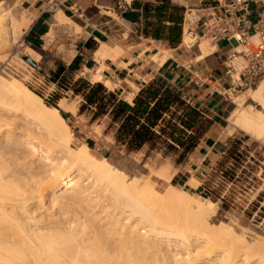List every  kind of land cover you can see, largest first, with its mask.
Returning <instances> with one entry per match:
<instances>
[{
  "label": "bare ground",
  "instance_id": "obj_1",
  "mask_svg": "<svg viewBox=\"0 0 264 264\" xmlns=\"http://www.w3.org/2000/svg\"><path fill=\"white\" fill-rule=\"evenodd\" d=\"M1 7L0 39L31 25ZM61 13L53 22L69 21ZM120 51L102 43L94 57ZM233 101L226 133L264 140V80ZM71 136L56 107L0 72V264H264V237L210 220L215 200L171 185L158 191Z\"/></svg>",
  "mask_w": 264,
  "mask_h": 264
},
{
  "label": "crops",
  "instance_id": "obj_2",
  "mask_svg": "<svg viewBox=\"0 0 264 264\" xmlns=\"http://www.w3.org/2000/svg\"><path fill=\"white\" fill-rule=\"evenodd\" d=\"M166 1L165 3L163 0H0V3L8 7L12 13H26L31 17L32 23L22 34V40L33 48L46 47L44 38L58 11L71 21L74 30L75 26L79 28V31L75 32V39L67 40L69 47L78 46L79 50L75 49V54L69 60L53 59L54 66L51 69H55L57 64L70 67L74 78L81 77L90 83L101 82L108 90L129 103H132L140 87L154 79H160L201 113L208 125L188 162L175 168L170 180L173 184L188 185L190 174L200 176L201 169L209 168L221 161L232 143L238 145L244 158L254 156L264 170V142L250 140L241 130L235 129L230 134L225 130V122L235 103L221 95L219 90L231 84L227 65L229 56L234 51L233 44L220 41L206 52L201 48V43L206 45V40L198 47L190 49L181 44L184 13L190 11L191 16H195L194 28L198 31L204 21L219 13L218 1ZM158 5L163 7L155 11ZM261 7L260 2H250L251 22L255 21L256 13ZM174 27L178 29V39L170 42L166 38L174 34ZM154 32L162 39L154 38ZM102 43L111 48L121 49L116 60L108 57L100 60L94 57L95 51ZM54 47L53 45L49 51H53ZM89 57L92 64L89 71L91 74L83 71ZM230 72L233 73L231 70ZM93 76L98 78L94 80ZM243 92L246 91L241 93ZM77 114V118L83 122L82 126L86 127V124L90 123L88 129L85 128L86 132L82 130L84 140L89 139L83 143L88 146V142H91L93 148L100 154H106L114 148L116 141L113 131L105 132L106 126L103 125L100 132H97L91 124L93 122L97 124L99 120L90 122L89 117L88 122H85L86 120L81 118L84 113H79V107ZM143 148L148 146L145 145ZM165 167L168 165L162 166ZM188 187L198 189L197 186ZM241 197V200L238 196L232 199L242 202L239 213L250 216V220L256 217L259 225L264 224V186L259 185L258 190L251 196L253 201L249 206L244 201L247 196ZM219 201L216 214L231 209L226 200Z\"/></svg>",
  "mask_w": 264,
  "mask_h": 264
},
{
  "label": "rangeland",
  "instance_id": "obj_3",
  "mask_svg": "<svg viewBox=\"0 0 264 264\" xmlns=\"http://www.w3.org/2000/svg\"><path fill=\"white\" fill-rule=\"evenodd\" d=\"M0 10L1 13L4 12V8L1 7ZM12 14L20 15V13ZM22 14L26 15H21L23 18L25 17L30 21V16L26 13ZM60 23L57 24L56 22H53L50 25L48 34L44 38V46H46L45 48L47 49L42 48L41 46L33 48L25 44L22 40V34L14 35L12 38L8 37V39V35H6L5 39H0V72H4L19 79L23 84L36 92L44 102L45 100H50L52 102L50 95L55 93V95L59 97V100L55 102L54 107L59 110L60 114L68 124L72 133V142L75 145H79L85 141H89V139L84 140L85 135L84 133L82 134V130L85 131V128L88 129V125H90V123H87V126L85 125L86 127H84V125L82 126L83 122L77 118L80 99L72 97L70 93L58 91L57 87L50 82L52 77L50 69L54 66L53 59L57 61H62V59L69 60L75 54V49L79 50L78 46L69 47L67 45V40L75 39V32H78L79 30L76 28L74 30L72 28L73 24L70 20L67 22L64 20ZM6 26H8V24ZM6 29L7 28H4V32H6ZM53 45L55 46L54 50L49 51ZM201 48L206 52L213 47L207 42L206 45L201 43ZM241 48L242 47H238L237 49ZM88 61L87 66L83 67V71L86 73L90 71L92 65L90 57L88 58ZM235 62L240 65L242 59L237 57ZM94 78L95 77L93 76V79ZM248 92H250V90H247L242 94H247ZM239 94L241 93H237L236 96ZM245 104H252L254 106L255 103L247 97L245 99ZM254 107L257 109L260 108L257 104ZM81 118L86 120L85 122H88L89 114L86 112L84 115H81ZM106 123V118H100L97 124L96 122H93L91 125L97 132H100V128L103 125L106 126ZM227 123L226 120V127ZM207 125L208 122L202 120L199 130L196 132V134L199 135V141ZM237 130L239 129L237 128ZM90 136H92V133ZM247 136L250 138L249 135ZM250 140L254 139L250 138ZM259 141L264 142V140ZM89 143L92 146V143ZM89 148L95 155L108 160L116 169L122 171L128 177H134V179L140 178L142 181H145V179L150 180L154 183L155 189L158 191H163L166 189L167 185H171L183 189L191 195H199L215 200V214L209 216L210 220L214 223L228 222L234 227L236 232L246 233L251 239L264 237V224L259 225L256 217L253 220H250V216L241 215L239 213V208H241L240 203L242 204V202L237 199L232 200L237 196L241 200V195H244V191H246L247 188H259V185H262V182H264V179H262L264 176L262 175L258 177L255 175H248L247 177L246 174L244 177V175L239 174V165L244 156L236 143H232L226 151L224 158L214 164L215 171H212L206 178L201 175L190 174L188 185L186 186L175 185L170 180L177 165L188 162V158L192 154L193 149L188 152H183L181 148H177L176 150H168L166 148H154L151 150L148 148H142L136 152H127L123 147L115 145L108 153L100 154L93 148V146ZM163 165H168V167L162 168ZM162 172H165L167 181L166 179L161 178ZM189 185L192 187L197 186L198 189H189ZM221 196H223V198H221ZM219 199L226 200L230 204L231 209L227 212L216 214L220 202Z\"/></svg>",
  "mask_w": 264,
  "mask_h": 264
},
{
  "label": "trees",
  "instance_id": "obj_4",
  "mask_svg": "<svg viewBox=\"0 0 264 264\" xmlns=\"http://www.w3.org/2000/svg\"><path fill=\"white\" fill-rule=\"evenodd\" d=\"M162 7L156 6L155 11ZM174 28V34L166 38L170 42L178 39V29ZM153 37L162 39L155 32ZM50 74V82L58 91L80 99L79 113L87 112L90 122L107 119L105 132L113 131L115 144L127 152L139 151L145 145L151 150L181 148L188 152L199 143L196 132L203 120L201 113L160 79L140 87L129 103L101 82L90 83L81 77L74 78L70 67L57 64L55 69H50ZM50 98L52 102L45 100V103L54 107L59 97L52 93ZM88 145L92 147L89 142Z\"/></svg>",
  "mask_w": 264,
  "mask_h": 264
},
{
  "label": "built area",
  "instance_id": "obj_5",
  "mask_svg": "<svg viewBox=\"0 0 264 264\" xmlns=\"http://www.w3.org/2000/svg\"><path fill=\"white\" fill-rule=\"evenodd\" d=\"M217 1L219 13L204 21L198 31L194 28L195 16H191L190 11L184 13L181 44L189 49L198 47L203 40L211 45H216L220 41L233 44L234 51L230 54L227 65L231 84L229 87H222L219 90L221 95L232 101L237 93L251 90L261 80H264V2L262 0ZM253 1L260 2L262 7L257 11L255 21L251 22L249 20V4ZM184 36L188 37V41H184ZM238 47L242 48L237 49ZM237 57L242 59L240 65L235 62ZM214 167L201 169V176L204 178L209 176L212 171H215ZM238 172L244 177L246 174L247 177L248 175L264 176V170L261 169L259 161L254 156L243 157ZM257 190L258 187H249L244 191V195L247 196L244 199L247 206L253 201L251 196Z\"/></svg>",
  "mask_w": 264,
  "mask_h": 264
}]
</instances>
